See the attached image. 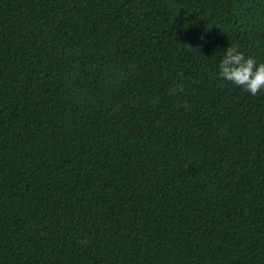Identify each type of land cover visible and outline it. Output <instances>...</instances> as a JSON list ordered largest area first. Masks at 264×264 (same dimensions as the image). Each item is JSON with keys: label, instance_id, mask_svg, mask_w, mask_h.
<instances>
[{"label": "trees", "instance_id": "obj_1", "mask_svg": "<svg viewBox=\"0 0 264 264\" xmlns=\"http://www.w3.org/2000/svg\"><path fill=\"white\" fill-rule=\"evenodd\" d=\"M264 0H0V264H264Z\"/></svg>", "mask_w": 264, "mask_h": 264}, {"label": "clouds", "instance_id": "obj_2", "mask_svg": "<svg viewBox=\"0 0 264 264\" xmlns=\"http://www.w3.org/2000/svg\"><path fill=\"white\" fill-rule=\"evenodd\" d=\"M221 52L217 65L219 79L240 86L251 95L264 91V62L246 55L236 45H228Z\"/></svg>", "mask_w": 264, "mask_h": 264}]
</instances>
